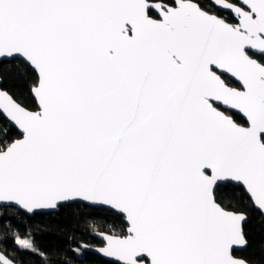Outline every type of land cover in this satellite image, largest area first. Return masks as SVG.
<instances>
[{
    "label": "snow or ice",
    "instance_id": "obj_1",
    "mask_svg": "<svg viewBox=\"0 0 264 264\" xmlns=\"http://www.w3.org/2000/svg\"><path fill=\"white\" fill-rule=\"evenodd\" d=\"M61 212L90 242L46 251ZM253 221L264 0H0V264H264Z\"/></svg>",
    "mask_w": 264,
    "mask_h": 264
},
{
    "label": "trees",
    "instance_id": "obj_2",
    "mask_svg": "<svg viewBox=\"0 0 264 264\" xmlns=\"http://www.w3.org/2000/svg\"><path fill=\"white\" fill-rule=\"evenodd\" d=\"M12 231H16V221H10ZM30 225L35 228L39 226L40 232L37 234V240L40 246L46 251L58 249H68L75 247L79 242H90L89 232L90 225L85 224L82 220L78 221L73 214L61 212L58 215H39L35 216ZM249 235L251 245L240 255L254 260H261V244L264 243V233L258 231L255 221L249 225ZM83 234V235H82ZM2 235V234H0ZM75 237V242H73ZM68 259L71 264H106V259L94 253L83 251L81 255L75 256L70 253Z\"/></svg>",
    "mask_w": 264,
    "mask_h": 264
},
{
    "label": "water",
    "instance_id": "obj_3",
    "mask_svg": "<svg viewBox=\"0 0 264 264\" xmlns=\"http://www.w3.org/2000/svg\"><path fill=\"white\" fill-rule=\"evenodd\" d=\"M86 251H87V252L94 253V254H96V255H98V256H101L102 258H104V259H106V260H107V258L103 257L101 254H99V253L95 252L94 250H86Z\"/></svg>",
    "mask_w": 264,
    "mask_h": 264
}]
</instances>
